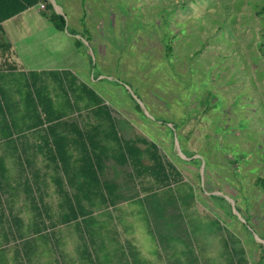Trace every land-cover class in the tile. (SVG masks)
<instances>
[{
  "label": "rangeland",
  "instance_id": "374dc122",
  "mask_svg": "<svg viewBox=\"0 0 264 264\" xmlns=\"http://www.w3.org/2000/svg\"><path fill=\"white\" fill-rule=\"evenodd\" d=\"M55 4L65 32L6 27L17 36L18 68L0 75V145L21 155L0 156L17 164L11 173L0 166V264H101L121 255L264 264V0ZM39 16L33 8L23 17ZM112 118L141 160L110 164V195L103 182L73 176L96 149L91 140L116 147L112 136L92 130L91 140L72 138L58 153L54 130L70 133L65 121L110 129ZM32 134L50 147L49 161L61 154L48 172H33L30 151L13 148ZM153 143L158 162L145 151ZM115 159L110 152L104 161ZM49 177L56 188L45 185Z\"/></svg>",
  "mask_w": 264,
  "mask_h": 264
},
{
  "label": "trees",
  "instance_id": "16d2710c",
  "mask_svg": "<svg viewBox=\"0 0 264 264\" xmlns=\"http://www.w3.org/2000/svg\"><path fill=\"white\" fill-rule=\"evenodd\" d=\"M47 1L48 0H0V6H1L0 24L3 21L21 13L22 11H24L26 9H28L29 7H32L36 4H38L39 2H47ZM48 17L56 25V27L58 29L65 30L66 20L64 19V17L62 15L56 13L55 11H52ZM7 48L10 49V46ZM100 120H102V118H100ZM110 120L112 121L110 129L103 128L102 126H100L101 125V123H100L98 126H96V124H95L93 129H91L90 131L92 132V130H93V132H95L97 135H101V134L105 133V137L112 136L110 141L116 143V147L115 146L111 147V145L109 143H107L108 145H106L105 141L103 142V140H101V139H98L96 141L91 140L90 139L91 136H89L91 133L89 131L82 130L79 125L75 124L74 122H68V121H65V123L70 125L69 127H67L70 133H68L64 130L61 132H57L56 130H54L55 135L57 137L56 144H54V146H55L56 150L58 151V153L63 151L65 149L66 145L69 142L73 141L72 138H74V136H73L74 132L81 134L83 136L84 140H88V141L91 140L92 143L95 145L96 149L94 151L92 150L91 155L87 154L86 156H84V155L81 156V158H82L81 166L78 167V171H75L76 174H74L73 180L78 179V178H76L77 172H80V174L83 177V182H82L83 185H88L89 183L91 184L94 182L96 184H99V183L103 182V186L105 189H107V191H108L109 187H112V190L115 191L117 189V185L116 184L112 185L107 181V180L112 179V178L108 177L106 168H108V169L112 168L110 164L114 163L112 165H116V166L118 165V166L126 169L123 166H125L129 157L135 156L136 162L141 160V159L139 157L140 148L138 147V145H136L137 143L130 144L128 142H124V140L122 139V136L119 134V131L116 128L115 120L113 118ZM88 133H90V134L88 135ZM86 137H87V139H86ZM134 141L137 142L138 139L134 140ZM152 147H153V149L150 152L148 150V147L145 149V151H147L150 154V157L154 161L158 162L160 159V156H159V153L157 150V146L153 143ZM112 148H113V151H111ZM110 152H112V154H114L116 156V159L114 161L108 160V162L106 163L104 161V158ZM55 155L51 156L52 161H54L55 158L57 159L58 157L61 156V154H57L56 156ZM62 155H64V154H62ZM63 157L66 158V157H68V155H64ZM85 157H87V158H85ZM0 166H2V167L6 166V164L4 166V160L1 157H0ZM152 167L155 168L156 165H152ZM138 171H140L139 168H138ZM125 173H126V170H125ZM112 180L114 181V183L116 182L115 178ZM261 181L263 182L262 184L264 187V179H262V178L259 179V183H261ZM108 193H109V191H108Z\"/></svg>",
  "mask_w": 264,
  "mask_h": 264
},
{
  "label": "crops",
  "instance_id": "0c3cea01",
  "mask_svg": "<svg viewBox=\"0 0 264 264\" xmlns=\"http://www.w3.org/2000/svg\"><path fill=\"white\" fill-rule=\"evenodd\" d=\"M56 0H52V2L50 0H48L47 2H39L38 4L29 7L28 9L22 11L21 13L3 21L0 24V75L4 73H9L10 70H15L18 68V66L16 65V62H13V59L15 58L14 56L17 55L16 54V47H15V43L17 42V40H15V37L17 38L16 35L14 36H9L8 35V30L6 29V27L12 23L15 22V27L16 29H13L12 31L14 33H19L20 35H25L26 33H29L30 30H26V28L29 27V24H31L30 27H34L35 29H48L50 31L51 28L55 29L56 31H60V32H65V30H60L56 27V25L50 20V18L48 17L49 14L52 11H55L56 13H60L63 12V9L61 6L55 4V7L57 10H55V8L53 7V2L55 3ZM49 5V6H48ZM33 8H39L40 10V19L36 20V21H32L30 22L29 19L27 17L30 18V15L27 16L26 18H24L23 16H25L26 14H29V12L33 9ZM1 9V6H0ZM37 32H39L38 30H36ZM44 32V31H43ZM54 32V31H52ZM52 32H49L50 34H52ZM35 33V32H33ZM43 34H46L45 32ZM47 35V34H46ZM45 36V35H43ZM42 36V37H43ZM28 40V38H27ZM8 45V46H7ZM10 46V49L7 48ZM1 86V85H0ZM0 92L2 93V89L0 87ZM99 121V120H98ZM100 123V122H98ZM93 129V128H92ZM89 132L91 133V131L89 130ZM88 133V134H90ZM75 137L74 138H78L80 136H82L79 133L74 132ZM91 135V134H90ZM36 140H39V136L37 137L36 135H30L29 138L26 141H22L21 143H18L17 145L13 146V148H18L19 150H26L28 149L30 152L29 155V161L26 162L27 165L29 166H34L37 165L38 168H35L33 170L34 171H44V172H48L50 171L54 166L55 163H52L51 161H49V158H45L48 155H51V149L48 146H41V143H36ZM2 150H5L4 146L0 145V156H12L15 157V155H21V153H15L12 152L10 154L4 153ZM33 150V151H32ZM50 157V156H49ZM45 158V160L43 159ZM48 159V160H47ZM20 166L24 168V162L23 160L20 158ZM40 161L44 164V167L41 165L42 163H40ZM17 164L15 163V161L11 162L10 164H8V162L6 163L5 168V172H10L12 171L13 168H15ZM19 168V167H18ZM17 168V170H18ZM108 170V168H106ZM1 183V182H0ZM54 186H53V185ZM45 185H48L49 187H53L56 188V182L54 183V179L51 177L48 178V181L45 180ZM21 199V198H19ZM17 202V201H16ZM31 204H33V202H31ZM21 210V209H20ZM20 210L16 209V212H20ZM27 210V208H26ZM12 213V210L10 211ZM134 248H138L137 246H134ZM127 251V250H126ZM116 257V256H115ZM119 257V256H117ZM121 258H123L122 260H116V261H110V262H102L101 264H164L163 261V257L160 256L159 260H155V259H143V260H139V261H127L125 259V257L123 255H121ZM9 262V259L8 261ZM170 264H176L175 262H171Z\"/></svg>",
  "mask_w": 264,
  "mask_h": 264
}]
</instances>
